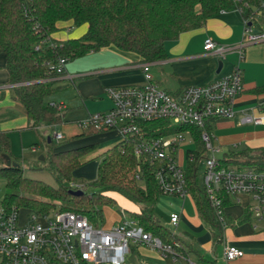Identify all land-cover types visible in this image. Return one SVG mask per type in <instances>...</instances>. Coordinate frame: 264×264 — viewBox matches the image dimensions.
<instances>
[{"label": "trees", "instance_id": "1", "mask_svg": "<svg viewBox=\"0 0 264 264\" xmlns=\"http://www.w3.org/2000/svg\"><path fill=\"white\" fill-rule=\"evenodd\" d=\"M262 3V0H0V54L6 57L15 99L24 107L31 128L54 127L63 124L64 117L57 105L46 100L57 91L49 66L60 58L76 60L113 46L141 56L145 63H156L166 59L167 43L178 40L181 34L202 28L209 19L223 12H239L252 23ZM67 22H73L78 28L87 26L86 33L62 42L53 40L51 36L58 31V25ZM211 124H207L206 131L212 135ZM142 128L150 137L191 132L197 148L188 151L185 176L189 195L201 217L216 228L198 178L201 160L207 152L203 130L172 127L164 120L143 124ZM47 143L44 161L25 164L13 157L8 134L0 132V177L6 179L7 188L0 207L6 211L30 208L50 212L55 206L52 202H59L62 211L78 212L89 221L94 218L99 223L103 220L104 207L115 205L116 199L111 194L116 193L139 206V212L131 213V218L146 232L168 243L179 241L155 217L160 196L155 178L157 165L138 159L131 142L121 141L101 155L94 183L98 191L88 195L83 190L81 196L72 194V184H83L73 181V173L82 165L83 157L96 150V145L54 151V139L50 138ZM5 156L20 167H7ZM235 156L244 157L245 162L239 165ZM220 162L226 167L264 171V149L227 152ZM37 164L42 167L38 168ZM25 167L33 172L48 170L58 187L26 178ZM83 185L85 189L88 187ZM71 204L82 208L76 210Z\"/></svg>", "mask_w": 264, "mask_h": 264}, {"label": "built area", "instance_id": "2", "mask_svg": "<svg viewBox=\"0 0 264 264\" xmlns=\"http://www.w3.org/2000/svg\"><path fill=\"white\" fill-rule=\"evenodd\" d=\"M262 13L264 1L255 12V19ZM254 22L244 19V42L238 48L240 60L244 58L245 47L264 43V31H255ZM45 43V41L43 42ZM41 43V45L43 44ZM55 47V44H52ZM216 43L205 41V50L213 51ZM39 49V47H37ZM69 59L63 57L49 66L56 78L66 73ZM150 63L142 65L145 84L106 89L113 107L108 113H94L77 122L81 130L98 133L118 131L123 142L134 145L135 156L151 164H156L155 178L160 195L187 198L189 195L185 171L176 158L180 145L189 135V130L166 136L150 137L142 125L154 121H168L172 127H197L202 131L206 154L202 186L209 201L216 223V241L225 243L224 257L227 262L244 256V251L228 244L224 232L229 224L225 213V197L249 195L254 204L250 207L252 216L264 223V171L238 169L221 165L222 152L214 144L213 134L206 131L212 120H231L236 116L235 103L243 93L240 68L219 80L200 87H187L173 96L160 88L150 72ZM244 123L261 125L264 114L259 117H245ZM54 139L62 141L61 133ZM211 152V156L209 155ZM190 160L194 155L189 156ZM205 160V162H203ZM73 191H83V184H72ZM19 208L6 211L0 207V264H124L133 243L148 246L162 256L174 259L184 258L179 241L168 243L146 232L136 221L124 220L110 229L95 227L85 216L74 211L40 212L19 224ZM41 220L42 222H39ZM178 214H172L170 223L177 227ZM173 235H175L173 233ZM176 236V235H175ZM187 264H200L187 259Z\"/></svg>", "mask_w": 264, "mask_h": 264}, {"label": "crops", "instance_id": "3", "mask_svg": "<svg viewBox=\"0 0 264 264\" xmlns=\"http://www.w3.org/2000/svg\"><path fill=\"white\" fill-rule=\"evenodd\" d=\"M58 27V31L51 36L58 42L79 38L87 31V26H82L79 27L82 30L81 34L74 35L73 22L59 24ZM253 27L255 31H264V21L260 18L255 19ZM243 28L244 19L239 12H223L209 19L202 28L185 32L178 40L168 42L166 59L150 63V72L160 88L175 96L184 88L204 86L228 76L238 66L242 73L243 93L234 106L236 116L231 120L218 118L211 122L213 136L215 135L214 143L216 141L240 150L264 149V123L255 125L243 121L246 116L259 117L264 114V43L245 47L244 58L240 60L238 48L245 40ZM207 39L216 43L215 50H205ZM220 62L222 69L217 73ZM144 63L143 58L135 53L123 52L113 46L102 49L75 60L74 63H67L65 75L52 80L57 90L55 93L74 88V97L68 102L83 113L81 118L75 120L77 125L78 121L90 114L108 113L112 109L113 103L106 89L143 86ZM14 87L10 84L6 57L0 54V132L8 134L15 130L38 131L43 128L44 133L48 134L47 129L53 127L31 128L24 107L15 99ZM57 106L64 117L65 125L67 114L65 111L68 112L70 108L64 103ZM73 127L72 138L80 137L83 133L84 137L95 134L86 133L78 126ZM35 149L33 147V150ZM116 195L111 194L112 197ZM247 196L251 199L249 195L244 194L224 200L229 224L224 232L225 240L244 251L242 258L231 262L225 260V243L216 241V230L201 217L195 205L198 216H194L192 223L182 225L184 218L182 219L180 215L177 227L181 225L187 230L185 236L174 233L179 240V249L184 258L162 256L148 246L133 243L124 264H187V259L200 264H264V223L252 216L249 211L251 205H247ZM178 199L185 204L186 198ZM123 200L131 207L117 209L122 219L114 225L127 219L131 220V213L140 210L124 197Z\"/></svg>", "mask_w": 264, "mask_h": 264}, {"label": "rangeland", "instance_id": "4", "mask_svg": "<svg viewBox=\"0 0 264 264\" xmlns=\"http://www.w3.org/2000/svg\"><path fill=\"white\" fill-rule=\"evenodd\" d=\"M264 1V0H262ZM258 19H262L264 21V18L262 16V13H259ZM82 30L78 27H75V30L73 32L74 35L81 34ZM83 58V57H82ZM80 59V58H79ZM78 60V59H76ZM75 60H68L67 63H74ZM157 73V72H156ZM74 88H70L64 91L57 92L50 96L46 102L47 103H55L56 105H59L61 103H64L67 107H69V111H65L66 119H65V125H58L56 127H53V129L48 128L47 132L48 134L44 133L45 130L43 128H40L38 131L36 130H15L8 132L9 138H10V145H11V153L14 158L21 160L22 162H25V164H33L34 162L40 161V157L47 155L48 153V139L53 138L55 133H60L64 135L65 139L63 141H56L54 139V151H63V150H70L74 148H78L84 145H96V150L89 153L88 155L83 157L82 165L77 168L73 173V181L75 183H83L87 184L88 187L85 189L86 194L92 195L95 192L98 191L97 188L94 187V183L97 181L98 178V169L100 166V163L102 162L101 155L107 151L108 149L114 148L116 145H119L121 141H123L121 135L118 131H109V132H101V133H95L90 136H80L76 138H72L71 134L74 130L73 126H76L75 120L82 117V111L79 110V108L71 106L72 103L68 102L69 99H72L74 97ZM21 133V134H20ZM185 141L180 145L179 151L177 153V160L180 164V167L185 171L188 168V151H194L196 150V144L193 142L192 138L189 135H185ZM215 138V135H214ZM215 146L218 148H221L220 153L216 154L218 158L222 157L224 153L232 152V151H240L238 148H233L225 145H221L218 142L215 141ZM33 147L36 149L33 150ZM209 155L211 156V152H209ZM244 157L241 156H235V160L237 161L239 165L244 163L245 160ZM205 162V160L203 161ZM38 168L42 167V164H37ZM205 170L204 164L200 166L198 178L200 179L202 183V176ZM24 175L26 178L30 180H37L46 183L49 186L52 187H58V184L55 180V178L52 176V174L48 170H42L33 172L30 171L27 167L24 168ZM7 192L6 188V179L4 177H0V206L1 202ZM116 194V193H112ZM116 199L115 205L112 206H106L103 209V220H101L99 223H97V220L94 218H91L90 221L95 227H104V229H108L110 226L114 225L117 222H120L122 219V216L118 212L117 209H129V204L123 200V196L116 195L114 197ZM249 199V197L247 196ZM251 199H247V205H253L254 201L253 198L250 196ZM126 199V198H124ZM178 199V198H177ZM176 198L170 197V196H159V200L155 206V217L160 222L162 226L165 228L170 229L173 233H178L180 236H185V230L181 225L179 227H173L170 223V217L173 213L178 214L179 216H182V219L184 218V221H182V225L184 224H190L192 221H194V216H198L196 212L195 202L193 201V198L188 195L185 201V204H183L182 200ZM49 201V200H44ZM129 201V200H128ZM52 205H55L53 207V212L57 211L61 207V203L59 202H52ZM75 206L76 210L81 209L82 207L71 204V206ZM135 208H139L138 205L132 203ZM88 209V208H86ZM140 209V208H139ZM19 214V224L23 225L25 222H27L29 219H31L32 215L36 214V211L34 209L30 208H19L18 210ZM200 219V218H199ZM39 222H42L39 220ZM43 223V222H42ZM207 225V224H206ZM208 227V225H207ZM209 228V227H208ZM210 229V228H209Z\"/></svg>", "mask_w": 264, "mask_h": 264}, {"label": "water", "instance_id": "5", "mask_svg": "<svg viewBox=\"0 0 264 264\" xmlns=\"http://www.w3.org/2000/svg\"><path fill=\"white\" fill-rule=\"evenodd\" d=\"M221 69H222V62L219 63V69H218L217 73H220ZM4 159H5V165L7 167H15V168L20 167V165L18 163H16V162L12 161L9 158V156H5ZM39 160L40 161H44L45 160L44 156H41ZM72 194L75 195V196H81V195L84 194V192L83 191H72Z\"/></svg>", "mask_w": 264, "mask_h": 264}]
</instances>
